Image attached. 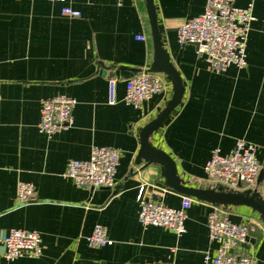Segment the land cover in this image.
I'll return each mask as SVG.
<instances>
[{
    "label": "crops",
    "instance_id": "1",
    "mask_svg": "<svg viewBox=\"0 0 264 264\" xmlns=\"http://www.w3.org/2000/svg\"><path fill=\"white\" fill-rule=\"evenodd\" d=\"M207 0H155L160 32L180 73L185 94L165 126L151 136L176 162L190 186L217 187L205 172L214 150L228 154L239 139L258 146L264 166V0H255L247 43L248 66L217 73L196 44H181L178 28L205 11ZM248 0H237L245 7ZM65 6L80 18L61 15ZM144 37L141 40L140 37ZM154 58L144 0H0V264H203L218 244L209 236L208 216L216 206L196 202L187 211L186 233L143 226L138 188L178 209L183 197L166 187L158 166L136 162L140 131L164 108L173 88L149 99L144 113L124 98L126 80ZM137 69L125 76L120 68ZM115 79L116 102L109 101ZM66 95L76 100L74 122L51 136L39 129L44 99ZM95 146L120 150L116 186L78 187L66 176L71 160L89 159ZM20 181L32 183L34 199L17 202ZM264 198V177L259 186ZM148 197V198H149ZM235 223L258 222L246 206H224ZM107 228L109 243L94 248L95 226ZM11 229L37 231L39 257H3ZM236 254L264 264V238L249 235Z\"/></svg>",
    "mask_w": 264,
    "mask_h": 264
},
{
    "label": "built area",
    "instance_id": "2",
    "mask_svg": "<svg viewBox=\"0 0 264 264\" xmlns=\"http://www.w3.org/2000/svg\"><path fill=\"white\" fill-rule=\"evenodd\" d=\"M61 1V0H53ZM124 0H117L122 5ZM237 0H207L205 11L188 19L178 28L181 44H197L198 51L205 55L210 68L217 73L231 66L244 69L247 63V43L253 22L255 0H248L245 7L236 5ZM61 15L80 18L82 13L65 6ZM144 40V37H140ZM168 80L163 74L144 68L126 80L125 102L144 113L145 103L163 93ZM115 79L109 81V101L116 102ZM76 100L66 95L44 99L41 105L39 129L49 136L71 127ZM258 146L243 139L236 141L228 154L219 149L213 151L205 165V172L216 186L227 191L255 188L262 169L257 156ZM121 152L112 147L95 146L89 159L71 160L66 168V176L72 178L78 187L109 188L116 186V173ZM148 185L138 188L137 201L140 204L139 221L145 226H157L171 230L178 236L186 233L187 211L196 198L184 196L182 206L171 208L148 196ZM35 187L32 183L20 181L17 186V202L33 201ZM149 197V198H148ZM209 236L218 244L215 253H205L203 264H256L253 256L236 254L234 249L246 243L249 227L235 223L224 209L216 205L208 216ZM91 247L101 248L109 243L108 230L102 225L95 226L88 237ZM3 257L15 260L23 256L39 257L42 254V239L37 231L11 229L3 239ZM137 264V263H129ZM167 264V263H160Z\"/></svg>",
    "mask_w": 264,
    "mask_h": 264
},
{
    "label": "water",
    "instance_id": "3",
    "mask_svg": "<svg viewBox=\"0 0 264 264\" xmlns=\"http://www.w3.org/2000/svg\"><path fill=\"white\" fill-rule=\"evenodd\" d=\"M147 8L151 36L154 48V58L151 72L163 74L172 84L173 93L170 100L158 115L149 121L140 131V150L136 162H144L145 166H158L161 171L163 184L186 196H191L200 201H205L218 206H246L258 214V222L249 223V235L256 237L258 242L264 238V198L258 190V186L264 177V166L257 179L255 188L245 190L227 191L222 186L217 187H194L188 185L179 175L177 164L174 159L164 150L156 147L151 142V136L161 130L175 109L180 106L185 94V86L182 77L171 61L170 55L165 48L162 33L159 27V17L155 0H144ZM196 46H198L196 44ZM125 76H132L137 69L120 68ZM153 200H158V195H153Z\"/></svg>",
    "mask_w": 264,
    "mask_h": 264
},
{
    "label": "trees",
    "instance_id": "4",
    "mask_svg": "<svg viewBox=\"0 0 264 264\" xmlns=\"http://www.w3.org/2000/svg\"><path fill=\"white\" fill-rule=\"evenodd\" d=\"M260 186V185H259ZM259 186H258V190H259ZM262 195V194H261Z\"/></svg>",
    "mask_w": 264,
    "mask_h": 264
}]
</instances>
